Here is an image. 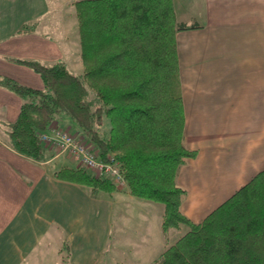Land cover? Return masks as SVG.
Wrapping results in <instances>:
<instances>
[{"label":"crops","instance_id":"1","mask_svg":"<svg viewBox=\"0 0 264 264\" xmlns=\"http://www.w3.org/2000/svg\"><path fill=\"white\" fill-rule=\"evenodd\" d=\"M73 2L0 0V76L43 90L42 78L16 59L70 70L69 36L58 12ZM174 6L178 22L199 25L179 32L177 45L184 143L197 152L178 176L187 191L181 210L200 223L264 171V0H174ZM22 102L0 86V264H114L117 206L147 208L148 201L126 186L107 193L56 177L65 167L84 168L68 154L47 147L46 159L36 161L12 149L8 129ZM53 124L88 143L70 117ZM155 238L168 246L165 237Z\"/></svg>","mask_w":264,"mask_h":264},{"label":"trees","instance_id":"2","mask_svg":"<svg viewBox=\"0 0 264 264\" xmlns=\"http://www.w3.org/2000/svg\"><path fill=\"white\" fill-rule=\"evenodd\" d=\"M83 73L64 63L16 59L31 68L43 90L0 76V86L22 99L9 125V145L44 161L41 135L61 116L70 117L102 161L113 159L127 192L164 204L162 232L189 231L150 264H264V171L237 190L202 222L186 217L187 191L178 184L182 166L197 152L184 143L177 34L198 24L176 19L174 0H77ZM56 177L94 191L118 190L109 178L85 168H62Z\"/></svg>","mask_w":264,"mask_h":264},{"label":"rangeland","instance_id":"3","mask_svg":"<svg viewBox=\"0 0 264 264\" xmlns=\"http://www.w3.org/2000/svg\"><path fill=\"white\" fill-rule=\"evenodd\" d=\"M58 1L62 2V0ZM72 1L77 0H70V2ZM62 7L58 13L61 12L64 18L59 23L62 30L69 36L71 60L68 65L71 72L74 74H82L83 64L81 60L80 35L75 7L72 6L71 3L68 6L63 5ZM38 29L42 32L48 31L44 26H40ZM3 135L6 137L5 133ZM64 154L66 155V153ZM124 189H127V186ZM147 203V208H141L142 204L127 206L125 202H121V204L117 206L113 217L112 239L110 241V252L116 249L113 253L117 254V261L115 260L114 264H150L153 262L152 260L160 256L169 245L174 244L180 237L189 231L188 226H182L181 231L172 232V238H170L169 233L167 242L169 245L160 247V243L157 245L155 242V237H164L161 224L165 206L159 202ZM146 235H149L148 242L145 240ZM156 248H160L159 251H156ZM148 251L153 253V255L149 256L150 259H145L148 256ZM138 256L140 257L138 258ZM107 259L106 256L105 262Z\"/></svg>","mask_w":264,"mask_h":264},{"label":"built area","instance_id":"4","mask_svg":"<svg viewBox=\"0 0 264 264\" xmlns=\"http://www.w3.org/2000/svg\"><path fill=\"white\" fill-rule=\"evenodd\" d=\"M41 141L46 147L58 153H66L78 160L82 167L90 170L96 177L109 178L119 188L126 186L120 168L113 159L107 162L100 160L91 144L82 141L70 132L53 124L41 135Z\"/></svg>","mask_w":264,"mask_h":264}]
</instances>
